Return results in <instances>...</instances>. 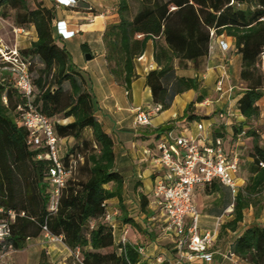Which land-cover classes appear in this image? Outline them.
Wrapping results in <instances>:
<instances>
[{"label": "trees", "instance_id": "16d2710c", "mask_svg": "<svg viewBox=\"0 0 264 264\" xmlns=\"http://www.w3.org/2000/svg\"><path fill=\"white\" fill-rule=\"evenodd\" d=\"M119 1L121 21L107 27L103 41L109 72L128 95L138 77L136 63L151 42L157 68L148 73L146 83L154 105L161 106L165 112L177 96L188 91L199 92L202 87L199 74L180 77L176 72L177 68L201 71L209 57L214 32L216 36L233 38L235 51L241 55L240 79L245 89L238 101V112L246 121L260 117L257 102L264 91V0ZM9 19L14 27L33 25L36 29L38 40L31 48L20 51L30 61V73L37 89L34 104L53 121L59 116L71 120L67 124L54 122L55 132L64 141L72 140L65 144L63 160L69 166L75 158L77 166L62 190L58 212L50 213L49 152L28 145L29 132L17 114V106L25 98L8 75L0 76V204L9 211L25 214L12 224L11 237L0 243V259L7 248L23 251L28 241L45 237L49 232L63 237L69 250L79 251L82 264H156L144 260L145 256L139 252V247L145 249L142 243L128 241L123 245L121 240L117 241L113 226L106 220L108 202L122 201L126 180L117 167L115 142L96 116V99L88 90L83 74L76 69L71 54L54 36L55 8L45 7L40 0H0V20ZM82 49L85 54L90 53L86 44ZM38 64L41 69H37ZM203 100L198 97L196 102ZM196 102L187 108L186 118L191 122L202 119L190 114ZM174 127L164 125L154 134L160 136ZM88 131L90 138L86 136ZM243 132L244 138L254 139L253 163L248 180H244L236 195L234 211L227 215L233 219L223 227L221 224L219 238L239 230L246 210L254 208L258 212L263 207L264 148L252 128L245 130L243 123L233 127L235 138ZM227 135L225 129L213 130L215 139L224 140ZM39 155L42 159H38ZM82 172L86 173L84 180L79 178ZM220 187L223 186L214 183L206 189L217 191ZM140 201L141 212L149 219L150 198L142 194ZM123 220L138 227L127 214ZM229 254L245 264H264V227L246 229Z\"/></svg>", "mask_w": 264, "mask_h": 264}, {"label": "crops", "instance_id": "0c3cea01", "mask_svg": "<svg viewBox=\"0 0 264 264\" xmlns=\"http://www.w3.org/2000/svg\"><path fill=\"white\" fill-rule=\"evenodd\" d=\"M40 1L47 8H55L56 19L53 22L54 36L58 43L65 46L71 54L76 69L83 74L88 90L97 101L98 112L96 116L104 130L112 136L115 142L117 167L119 172L125 177V189L127 186H133L134 188L135 201H130L134 204L132 207L129 205L130 202L126 203L124 199L122 201L113 199L108 202L106 220L116 227V240H121L123 237L127 238V235L133 234L137 229L145 233V224L149 221L154 222V226L160 224L158 227L162 230V223L165 218L161 214L155 213L156 209L154 207L150 208L152 215L149 219L146 218L140 209V196L142 194L152 199L157 175L155 170L151 178H145V175L143 178L142 176L143 171L141 170V166H145L143 169L147 168L151 158L150 152L155 148L153 144L150 145L146 140L159 139V134H154V132L164 125L172 124L175 126L174 129L180 127V122L175 121L174 118L187 119V108L191 103H195L198 97H202L204 100L202 103L196 102L191 115L202 117L201 121L207 118L208 124H205L207 127L211 126V133L209 134L211 138L215 128L225 129L228 135L227 139L223 141L226 143V150L229 153L239 155L237 149H241L244 144L242 141L245 140V138L239 139V137L235 138L233 136V127L235 125L239 126L243 123L245 130L252 128L260 138L264 139V134L260 132V130L264 129V91L262 98L257 102L260 108L259 118L246 121L238 112V101L242 97L245 86L240 79L241 55L235 51L233 38L223 35L216 36L211 41L209 57L199 73L192 68L189 70L177 68L176 74L180 77H195L199 74V80L202 83L200 91H188L177 96L171 108L165 111V114H168L173 110L172 115L168 114L165 118L161 119L159 115L162 112L152 119L149 126L139 127L135 119L137 109H150L155 106L151 89L146 83L148 73L157 68L153 55V43L149 44L145 54L136 63L138 77L133 82L131 94L128 95L125 87L119 84L109 72L103 41L107 27L117 25L121 21L120 1L76 0V4L71 7H64L57 0ZM58 23L65 25L69 31H74L75 36L72 39L64 40L57 34ZM2 28L0 25V33ZM13 28L14 39L12 42H8L0 36V40L11 48H17L20 51L27 50L38 40L37 32L33 25L24 28L13 26ZM222 43L224 47H227L226 49L222 47ZM85 44L90 48V53H98V56L93 57L91 61L86 59V54L82 49V46ZM223 64L227 66L231 82L235 87L231 100L221 97L216 92V83L223 73L221 68ZM228 111H232L233 116L221 119L220 114L222 112L227 113ZM65 124H67L66 121ZM193 130L192 133H195L196 127ZM71 141V139H68L64 143L67 144ZM241 184H244V180H241ZM203 190H197L196 194L198 195ZM122 214H127L128 217L133 218L138 227L134 228L129 224H125L123 218H121V216L123 217ZM152 217H156V220H152ZM220 217H216L214 226ZM225 218L226 216L222 219V223L225 221ZM257 225L264 227V207L258 212L254 208L246 210L245 219L241 223L239 230L236 233H229V235L218 239L213 249V264H245L238 258H231L227 255L236 239L246 229ZM162 235L161 239H157L151 243L150 248L145 247L144 260L154 263L166 261L170 264H175L180 257L176 241L170 235L164 233ZM129 241L133 244H138L137 241H132V239H129ZM182 264L207 263L201 260H194L192 262L185 260Z\"/></svg>", "mask_w": 264, "mask_h": 264}, {"label": "built area", "instance_id": "2783aa9c", "mask_svg": "<svg viewBox=\"0 0 264 264\" xmlns=\"http://www.w3.org/2000/svg\"><path fill=\"white\" fill-rule=\"evenodd\" d=\"M57 1L64 7L76 4V0ZM57 34L64 40L72 39L75 36V32L69 31L62 23L57 24ZM211 38L212 40L216 38L214 32L211 33ZM222 47H224L223 43ZM226 48L224 47V49ZM262 64L264 68V53ZM221 68L223 73L216 83V92L221 97L231 100L235 87L231 82L227 66L223 64ZM7 75L25 98L24 103L17 106V114L21 124L29 132L28 145L33 149H47L49 152L52 161L49 170L52 190L48 208L50 213L55 214L59 210V198L62 190L66 187L68 179L77 166V159L73 158L69 166L65 164L63 160L64 140L57 136L53 119L42 114L34 104L37 89L30 73L29 59L24 57L17 48H11L0 40V76ZM160 113H162V107L159 105L150 109L138 108L135 113L137 126H149L152 119ZM232 116V111L220 114L221 119ZM210 128L211 126L207 127L201 120L196 122L195 133L190 135L177 134L176 127L160 134V142L150 152V162L157 172L150 208L154 207L156 209L154 212L165 218L162 223V231L164 234L172 236L176 241L180 257L175 264H182L185 260L188 262L201 260L204 263L213 264V249L219 238L222 219L233 213L236 195L242 186L238 176L240 171L239 155L229 153L223 144V139H215L213 133L211 138L209 136ZM244 135L245 132L239 136V139L244 138ZM42 157L39 155L38 159H42ZM79 159L83 160L81 157ZM262 166L264 167V164ZM214 183H219L227 188L233 201L218 219L214 228L204 230L202 215L196 202V191L206 189L208 185ZM19 216L24 217L25 214L19 215L0 204V243L11 237L12 224ZM152 220H156V217H152ZM112 226L115 230L116 227ZM45 238L51 244H60L66 247L61 236H53L46 232ZM127 242L126 237L121 239L123 245ZM139 252L145 256L144 248L139 247ZM227 256L234 257L232 254ZM227 256L226 258H228Z\"/></svg>", "mask_w": 264, "mask_h": 264}, {"label": "rangeland", "instance_id": "374dc122", "mask_svg": "<svg viewBox=\"0 0 264 264\" xmlns=\"http://www.w3.org/2000/svg\"><path fill=\"white\" fill-rule=\"evenodd\" d=\"M0 25L3 27L0 36H2L6 41L12 42L14 39L12 19L4 21L0 20ZM36 67H38L37 69H41L42 66L38 64V66ZM34 75L35 77H37L38 73H35ZM66 87L68 86L66 85ZM176 110L178 109L176 108ZM172 111L168 114L172 115ZM192 112L193 110L190 111V114ZM168 114H165V112H163L159 116L161 119H163ZM174 120L180 122V127H177V134H192V132L194 131L193 129L196 127L195 121L191 122L190 120L183 118H174ZM65 121L66 123H69V121L71 120H64L62 116L54 119V122H59L61 124H65ZM203 122L207 123L206 119H203ZM260 132L264 134V129L260 130ZM86 136L87 138H90L91 132L88 131ZM146 142H148L150 145L153 144L155 146L158 144V142H160V139H148L146 140ZM242 142L244 144L241 149H237L240 158V171L238 176L241 180H248L250 176V166L253 163L254 139L245 137V140ZM223 144L225 147L227 146L225 142ZM260 146L264 148V139L262 138H260ZM144 167L145 166H141V170L143 171V178L144 175L145 178H151L155 172V168L152 166V163L149 162L147 168L143 169ZM79 178L81 180H84L86 178V173L82 172ZM133 190V186H127V188L124 189L123 199L124 201H126V203L135 201V193ZM196 197L197 206L203 218L202 227L204 230L213 229L216 222V217L225 213V211L229 208L230 204L233 201L231 198V193L223 187H220V189L217 191L204 189L202 192L198 193ZM129 205L132 207L134 204L130 202ZM262 206L264 207V197ZM121 218L123 217L121 216ZM232 219L233 216H226L222 227ZM153 224L154 222L151 221L145 224V233H142V231H139V229H137V231L135 230L133 234L127 235V241H129V239H132V241H137L139 245L143 244L145 247L150 248L151 243H153L157 239H161L163 236V231L160 227H158L160 224L156 223L157 225L155 226ZM93 225L94 223L92 224V226ZM221 231L222 230H220V232ZM82 261L83 258L79 251H71L64 248L62 245L51 244L48 239L42 236L38 240L28 241L27 247L23 251H17L7 248L4 251L3 258L0 260V264H82ZM162 263L164 262H157L156 264Z\"/></svg>", "mask_w": 264, "mask_h": 264}, {"label": "water", "instance_id": "95a60500", "mask_svg": "<svg viewBox=\"0 0 264 264\" xmlns=\"http://www.w3.org/2000/svg\"><path fill=\"white\" fill-rule=\"evenodd\" d=\"M97 56H98V53L97 52H95V53H88V54H86V59L88 61H91L93 59V57H97Z\"/></svg>", "mask_w": 264, "mask_h": 264}]
</instances>
